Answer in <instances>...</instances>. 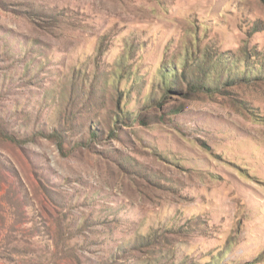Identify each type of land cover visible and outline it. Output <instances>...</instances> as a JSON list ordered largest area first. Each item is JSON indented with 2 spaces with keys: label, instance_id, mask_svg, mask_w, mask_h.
<instances>
[{
  "label": "rangeland",
  "instance_id": "obj_1",
  "mask_svg": "<svg viewBox=\"0 0 264 264\" xmlns=\"http://www.w3.org/2000/svg\"><path fill=\"white\" fill-rule=\"evenodd\" d=\"M0 264H264V0H0Z\"/></svg>",
  "mask_w": 264,
  "mask_h": 264
},
{
  "label": "trees",
  "instance_id": "obj_2",
  "mask_svg": "<svg viewBox=\"0 0 264 264\" xmlns=\"http://www.w3.org/2000/svg\"><path fill=\"white\" fill-rule=\"evenodd\" d=\"M201 70H202V67H201ZM199 71H200V69H199ZM166 75L167 74H165V76L163 75L164 79L166 78ZM186 85H187V91H185V92H188V93H194V91L205 89L203 82L200 83V81H198V80H195V81L187 80Z\"/></svg>",
  "mask_w": 264,
  "mask_h": 264
}]
</instances>
